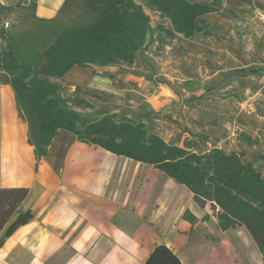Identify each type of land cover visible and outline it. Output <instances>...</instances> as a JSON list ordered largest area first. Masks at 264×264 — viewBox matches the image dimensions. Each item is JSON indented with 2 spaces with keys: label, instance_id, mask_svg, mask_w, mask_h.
Segmentation results:
<instances>
[{
  "label": "crops",
  "instance_id": "crops-1",
  "mask_svg": "<svg viewBox=\"0 0 264 264\" xmlns=\"http://www.w3.org/2000/svg\"><path fill=\"white\" fill-rule=\"evenodd\" d=\"M20 1L34 2L35 14L51 19L65 0L0 4ZM222 6L223 14L201 16L215 27L211 34L170 39L154 27L131 65H73L60 81L62 94L72 97L77 85H85L118 97L120 104L105 101L104 109L145 122L170 144L191 139L201 152L213 146L244 152L264 176V112L258 105L264 98V0H223ZM220 85L219 95L206 93ZM210 111L215 121L204 120ZM27 130L11 85L0 83V186L28 187L10 221L33 213L0 246V264H143L160 243L183 264H264L246 227L222 229L218 206H200L184 184L157 168L69 131H59L36 167Z\"/></svg>",
  "mask_w": 264,
  "mask_h": 264
},
{
  "label": "trees",
  "instance_id": "trees-1",
  "mask_svg": "<svg viewBox=\"0 0 264 264\" xmlns=\"http://www.w3.org/2000/svg\"><path fill=\"white\" fill-rule=\"evenodd\" d=\"M223 0L191 3L187 0H65L54 18L38 17L35 3L0 4V17L17 8L29 10L26 16L34 26L24 33H9L0 26L5 41L0 50V83L10 84L18 116L27 124V139L34 148L35 165L48 154L59 131L73 133L77 140L100 146L116 155L151 165L184 184L195 201L219 207L216 217L222 229L243 225L255 240L264 262V176L263 171L244 152L213 146L196 150L193 140L178 146L152 132L143 121L102 109L84 114L74 107H93L81 96H62L50 77H62L73 65H131L136 52L145 47L146 36L154 26L146 11L152 6L168 18L170 27L157 25L164 37L180 34H211L201 18L206 13L223 14ZM76 9L75 19L66 24L59 16L63 9ZM210 28V29H209ZM110 79H115L107 73ZM216 86L206 93L222 88ZM86 95L101 99L102 91L83 88ZM111 96V95H110ZM71 103L69 105L68 103ZM198 139L204 141L202 134ZM28 194V187L0 186V246L33 213L28 210L11 217ZM191 222L192 215L184 214ZM143 264H183L165 244H156Z\"/></svg>",
  "mask_w": 264,
  "mask_h": 264
},
{
  "label": "rangeland",
  "instance_id": "rangeland-1",
  "mask_svg": "<svg viewBox=\"0 0 264 264\" xmlns=\"http://www.w3.org/2000/svg\"><path fill=\"white\" fill-rule=\"evenodd\" d=\"M26 11L27 13L30 12L28 9L27 10H23L21 8H17L15 9L14 11L10 12L9 14H7V16H4V17H0V26H3V28H5L9 33H15V34H18V33H24L27 31V29H29L30 27L34 26V23L30 20V18H28L25 14H26ZM146 11L148 13V15H151V23L152 25L156 28V26L158 25V22H167V24L165 25L166 27H170L171 24H170V21L168 20L167 17H165L160 11L158 8L156 7H152V6H146ZM35 12V10H34ZM75 15H76V9L75 8H72V9H63V11H61V13L59 14L60 18L66 23V24H69L71 21H73L75 19ZM5 22H8V25L5 26ZM164 26V25H163ZM164 26V27H165ZM215 28V27H214ZM210 29V28H209ZM213 29V28H212ZM177 35V34H176ZM4 44H5V41L3 39L0 38V50L3 49L4 47ZM160 45V44H159ZM158 46V45H157ZM156 46V47H157ZM158 48V47H157ZM52 80H54L57 85H58V88L60 90V81L62 79V77H55V76H52L50 77ZM119 85L120 83L117 82ZM81 90H80V95L81 96H84L86 97L90 102L91 104L93 105V107H84V106H79V107H74L77 111L79 112H82L84 114H96L98 113L99 111H101L102 109L106 108V103L105 101L107 102H110V101H117L116 104H120L117 100L118 97L116 99L115 96H107L105 97L104 95H100L101 99H97L95 97H92V96H89V95H86L84 94L83 92V88H86L85 85H81ZM89 88V87H87ZM60 93L62 96H66L65 94L63 95L62 94V91L60 90ZM76 92H74V95H75ZM220 92L219 90H213L209 93V95H219ZM73 95V96H74ZM213 97V96H212ZM222 96H220L218 99H216V104L217 105H222V103L220 102V98ZM104 102V103H103ZM121 103H124V104H128L126 101L124 102H121ZM208 103V102H207ZM69 105H71V103L69 102L68 103ZM209 104V107L213 110H220L221 111V107L217 106V105H213L211 103H208ZM115 104H113L112 102L110 103V106H117ZM123 105V104H122ZM258 105L260 107L261 110H263L264 112V98L263 99H258ZM115 109V108H114ZM209 114H212L211 111L208 113L207 116H204V120L206 121H209V120H213L215 121V119L212 118L211 115ZM188 140H191V139H188ZM200 140V139H199ZM201 141V140H200ZM197 151L201 152L202 149L199 147L198 149H196ZM121 156V155H120ZM125 157V156H124ZM128 158V157H127ZM136 161V160H135ZM142 163V162H140ZM145 164V163H143ZM148 165V164H147ZM219 208V207H218Z\"/></svg>",
  "mask_w": 264,
  "mask_h": 264
},
{
  "label": "built area",
  "instance_id": "built-area-1",
  "mask_svg": "<svg viewBox=\"0 0 264 264\" xmlns=\"http://www.w3.org/2000/svg\"><path fill=\"white\" fill-rule=\"evenodd\" d=\"M8 25V22H5V26H7Z\"/></svg>",
  "mask_w": 264,
  "mask_h": 264
}]
</instances>
